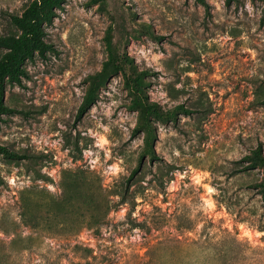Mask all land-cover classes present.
<instances>
[{"label": "rangeland", "instance_id": "obj_1", "mask_svg": "<svg viewBox=\"0 0 264 264\" xmlns=\"http://www.w3.org/2000/svg\"><path fill=\"white\" fill-rule=\"evenodd\" d=\"M30 1L0 0V34L17 31L10 15ZM56 13L52 48L6 87L14 110L0 144L32 160L0 153V264H264L252 186L262 171L239 170L264 148V0H66ZM109 27L148 70L151 100L191 111L158 122L157 157L145 156L122 204L110 189L144 151L125 73L76 121Z\"/></svg>", "mask_w": 264, "mask_h": 264}, {"label": "trees", "instance_id": "obj_2", "mask_svg": "<svg viewBox=\"0 0 264 264\" xmlns=\"http://www.w3.org/2000/svg\"><path fill=\"white\" fill-rule=\"evenodd\" d=\"M66 0H31L21 13L10 15L11 23L17 31L0 34V122L3 115L14 109L6 103L7 84L22 83L25 76V64L36 54L45 56L52 48L45 39V25L53 22L58 8L63 7ZM204 2V0H200ZM234 0H226L231 4ZM107 58L104 60L99 71L90 73L84 79L86 90L82 102L76 114V121H81L90 108L97 102L99 93L111 76L118 72L126 75V86L132 95L131 107L138 112L137 123L134 128L135 134L142 133L144 136V151L139 164L125 179L121 189H110L111 195L119 196V204L128 202V194L133 185V179L143 170V160L146 155L154 161L157 157L154 149V140L157 136L158 122H167L177 116L178 111L190 113V109L183 104L172 109L164 110L161 105L151 100L146 90L149 84L147 80L148 70L139 69L134 59L127 53H121L114 43L113 28L109 27L105 35ZM0 153L16 161H31L27 153H19L0 144ZM259 168L262 171L261 179L252 186L257 188L264 202V148L258 146L241 160L239 170L247 172ZM39 178H48L47 175L38 174ZM115 204V203H114ZM113 206V204H112Z\"/></svg>", "mask_w": 264, "mask_h": 264}, {"label": "clouds", "instance_id": "obj_3", "mask_svg": "<svg viewBox=\"0 0 264 264\" xmlns=\"http://www.w3.org/2000/svg\"><path fill=\"white\" fill-rule=\"evenodd\" d=\"M245 235H248V233H245Z\"/></svg>", "mask_w": 264, "mask_h": 264}]
</instances>
